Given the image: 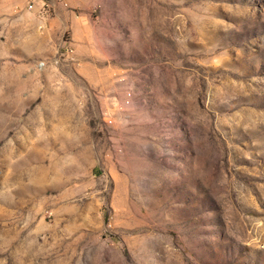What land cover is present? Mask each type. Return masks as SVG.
I'll return each instance as SVG.
<instances>
[{
	"label": "rangeland",
	"instance_id": "374dc122",
	"mask_svg": "<svg viewBox=\"0 0 264 264\" xmlns=\"http://www.w3.org/2000/svg\"><path fill=\"white\" fill-rule=\"evenodd\" d=\"M45 1L0 0V264H264V0Z\"/></svg>",
	"mask_w": 264,
	"mask_h": 264
},
{
	"label": "built area",
	"instance_id": "2783aa9c",
	"mask_svg": "<svg viewBox=\"0 0 264 264\" xmlns=\"http://www.w3.org/2000/svg\"><path fill=\"white\" fill-rule=\"evenodd\" d=\"M58 3H60V5L65 8L68 9L69 8V0H55ZM51 3H47L45 0H21V5L17 7V9L21 10V11H26V12H32V13H38L40 15H44L47 13V9L51 8ZM41 29H43V27H40ZM38 66L43 69L46 67V63L45 61H41L39 62ZM130 97L131 94L128 95V99H127V103H130Z\"/></svg>",
	"mask_w": 264,
	"mask_h": 264
}]
</instances>
